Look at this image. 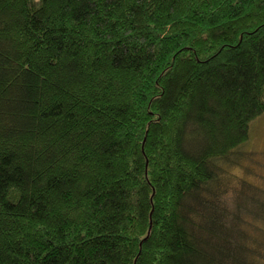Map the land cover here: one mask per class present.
<instances>
[{
  "label": "trees",
  "instance_id": "trees-1",
  "mask_svg": "<svg viewBox=\"0 0 264 264\" xmlns=\"http://www.w3.org/2000/svg\"><path fill=\"white\" fill-rule=\"evenodd\" d=\"M263 114L264 0H0V264H264Z\"/></svg>",
  "mask_w": 264,
  "mask_h": 264
},
{
  "label": "rangeland",
  "instance_id": "rangeland-1",
  "mask_svg": "<svg viewBox=\"0 0 264 264\" xmlns=\"http://www.w3.org/2000/svg\"><path fill=\"white\" fill-rule=\"evenodd\" d=\"M250 125L249 140L243 144L240 151L243 152V156L237 157V166L232 167V172L239 179L237 184H241L240 179L245 183V186L241 184L240 189L246 197H254L255 208L249 209V215L256 217L254 228L249 230L248 235L252 237L251 241L256 244L264 246V114L254 120ZM228 166L229 163H227ZM239 166V167H238ZM257 176V177H256ZM224 202L229 207V211L238 214L243 218L248 217L245 208L253 206L252 202L245 201L242 206L238 208V203L235 205V195L227 193L224 197ZM250 241V243H251ZM258 251V250H257ZM259 260V257H257ZM257 260L254 259L255 264Z\"/></svg>",
  "mask_w": 264,
  "mask_h": 264
}]
</instances>
